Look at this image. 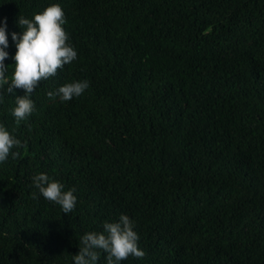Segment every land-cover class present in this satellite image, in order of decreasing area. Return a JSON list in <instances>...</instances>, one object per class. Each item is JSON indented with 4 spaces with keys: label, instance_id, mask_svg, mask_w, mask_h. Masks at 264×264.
<instances>
[{
    "label": "trees",
    "instance_id": "obj_1",
    "mask_svg": "<svg viewBox=\"0 0 264 264\" xmlns=\"http://www.w3.org/2000/svg\"><path fill=\"white\" fill-rule=\"evenodd\" d=\"M52 3L78 55L25 120L0 102L22 142L0 163V264H73L121 213L145 252L121 264H264V0H0L10 54L18 16ZM40 172L75 187L71 212L33 195Z\"/></svg>",
    "mask_w": 264,
    "mask_h": 264
},
{
    "label": "clouds",
    "instance_id": "obj_2",
    "mask_svg": "<svg viewBox=\"0 0 264 264\" xmlns=\"http://www.w3.org/2000/svg\"><path fill=\"white\" fill-rule=\"evenodd\" d=\"M66 23L64 11L59 3H52L31 18L18 16L17 24L21 31H12L11 40L16 51L10 54L7 17H0V102L5 93L11 94L15 104L11 109L17 122L25 120L35 108L31 98L41 79L55 75L58 68L77 58V50L69 41V35L63 25ZM11 58L12 72L8 75L7 58ZM90 82L87 79L66 82L47 92L49 97H58L67 101L81 95ZM23 94L17 95L16 90ZM21 140L10 133L6 125L0 122V163L20 153L13 150L21 145ZM32 183L38 192L34 196L56 202L67 214L78 200L75 187L65 189L59 180L49 177L45 172L32 176ZM79 251L72 255L73 264H99L101 250L106 254V264H121L129 255L142 257L143 249L138 246L139 234L135 230V221L125 213L116 220L102 222V231H88L81 238Z\"/></svg>",
    "mask_w": 264,
    "mask_h": 264
}]
</instances>
